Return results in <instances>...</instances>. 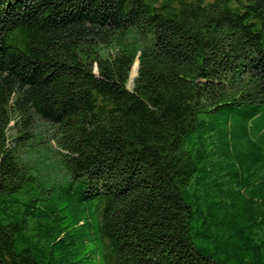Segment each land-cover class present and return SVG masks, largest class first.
Segmentation results:
<instances>
[{
	"label": "trees",
	"instance_id": "16d2710c",
	"mask_svg": "<svg viewBox=\"0 0 264 264\" xmlns=\"http://www.w3.org/2000/svg\"><path fill=\"white\" fill-rule=\"evenodd\" d=\"M0 264H264V0H0Z\"/></svg>",
	"mask_w": 264,
	"mask_h": 264
},
{
	"label": "rangeland",
	"instance_id": "374dc122",
	"mask_svg": "<svg viewBox=\"0 0 264 264\" xmlns=\"http://www.w3.org/2000/svg\"><path fill=\"white\" fill-rule=\"evenodd\" d=\"M136 66L134 65L133 69H131V72H130V75H129V81H128V84H127V87L128 89H130L132 87V79L134 78L135 76V73H136Z\"/></svg>",
	"mask_w": 264,
	"mask_h": 264
},
{
	"label": "bare ground",
	"instance_id": "6f19581e",
	"mask_svg": "<svg viewBox=\"0 0 264 264\" xmlns=\"http://www.w3.org/2000/svg\"><path fill=\"white\" fill-rule=\"evenodd\" d=\"M136 66V65H135Z\"/></svg>",
	"mask_w": 264,
	"mask_h": 264
}]
</instances>
